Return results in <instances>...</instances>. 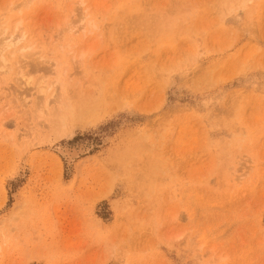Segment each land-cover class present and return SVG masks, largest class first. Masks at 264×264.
Returning <instances> with one entry per match:
<instances>
[{
    "label": "rangeland",
    "instance_id": "1",
    "mask_svg": "<svg viewBox=\"0 0 264 264\" xmlns=\"http://www.w3.org/2000/svg\"><path fill=\"white\" fill-rule=\"evenodd\" d=\"M6 25L0 264H264V0H0Z\"/></svg>",
    "mask_w": 264,
    "mask_h": 264
},
{
    "label": "bare ground",
    "instance_id": "2",
    "mask_svg": "<svg viewBox=\"0 0 264 264\" xmlns=\"http://www.w3.org/2000/svg\"><path fill=\"white\" fill-rule=\"evenodd\" d=\"M76 3H79V4H80V3H82V1H79V2L77 1ZM76 3H75V4H76ZM83 3H84V2H83ZM85 8H86V7H85ZM73 9H74V8H73ZM76 9H77V8H76ZM82 18H83V17H82ZM80 19H81V18H80ZM8 28H9V25H6V26L2 29L1 33H0L1 35H2V34L4 35V36H2V39L0 38V39H1V42H0V52H1V53H0V59H1V61H6V60H7V59L5 60L4 52L6 53V51H9V50H10V51H11V54H12V55L14 54L15 48H16V46H18L17 43H18L19 41H21L20 39L22 38V37H20V35H17L16 32H14V31H9ZM1 35H0V37H1ZM19 49H21V48H19ZM25 49H26V48H25ZM25 49H24V50H25ZM41 61H42V60H41ZM41 61H40V62H41ZM6 62H7V61H6ZM35 62H36V61H35ZM43 62H44V61H43ZM33 63H34V62H33ZM37 63H38V62H37ZM41 63H42V62H41ZM34 64H35V63H34ZM35 65H36V64H35ZM37 65H38V64H37ZM37 65H36V66H37ZM41 65H44V63L41 64ZM38 67H39V66H38ZM36 69H39V68H36ZM54 72H56V71H54ZM54 75H55V74H54ZM55 76H56V75H55ZM55 78H57V77H55ZM26 79H27V78H26ZM55 80H56V81L52 80V81H54V82L51 81L52 83H54V85H55V82H56V84H57V80H58V78L55 79ZM26 81H27V80H26ZM27 82H29V81H27ZM51 82L49 81V83H51ZM25 83H26V82H25ZM41 83H43L42 80H41ZM49 83H48L47 87L49 86ZM58 83H59V82H58ZM26 84H27V83H26ZM44 84H45V82H44ZM50 85H51V84H50ZM40 86H41V85H40ZM40 86H39V87H40ZM55 86H56V85H55ZM39 87H38V88H39ZM41 87H42V86H41ZM41 87H40V89L43 88V87H42V88H41ZM44 87H45V85H44ZM50 87H51V86H50ZM50 87H49V88H50ZM52 87H54V86H52ZM52 87H51V88H52ZM49 88H46V89L48 90ZM55 88H57V87H55ZM47 90H45V88H44V89H43V92H44V91L46 92ZM51 90H52V92H53V89H51ZM51 90H50V91H51ZM40 91H42V90H40ZM50 91H49V95H48V94H46V95L50 96V93H51ZM53 94H55V92H54ZM46 95H45V96H46ZM52 97H53V96H52ZM43 98H44V97H43ZM45 98H46V97H45ZM48 98H49V97H47L46 99H48ZM53 98H54L53 100H54V102H55L57 98L55 99V96H54ZM46 99L44 100V102L46 101ZM58 99H59V98H58ZM49 100H50V99H48V102H49ZM53 100H52V101H53ZM58 101H59V100H57L56 103H58ZM46 102H47V101H46ZM50 103H53V102H50ZM50 103H49V104H50ZM43 104H44V103H43ZM47 104H48V103H47ZM47 104H46V105H47ZM53 104H54V103H53ZM53 104H52V106H53ZM46 105H45V106H46ZM45 106L43 105V107H45ZM47 106H49V105H47ZM47 106H46V107H47ZM42 109H43V108H42ZM42 109H41L40 111H42ZM43 111H44V110H43ZM43 111H42V114L46 115V114H47V113H45L46 111H45L44 113H43ZM47 111H48V110H47ZM40 113H41V112H40ZM44 115H43V116H44ZM46 116H47V115H46ZM44 117H45V116H44ZM42 118H43V117H42ZM45 119L47 120V118L45 117V118L43 119V121L46 122ZM62 153H63L65 156H67V157L70 158L69 153H67V152H65V151H62ZM76 155H77V154H76ZM71 157H72V156H71ZM66 160H67V159H66Z\"/></svg>",
    "mask_w": 264,
    "mask_h": 264
}]
</instances>
